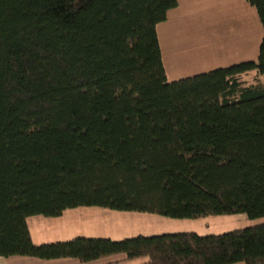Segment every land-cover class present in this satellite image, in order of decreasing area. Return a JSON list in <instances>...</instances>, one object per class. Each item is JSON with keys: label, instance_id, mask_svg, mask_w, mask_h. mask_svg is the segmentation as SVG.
<instances>
[{"label": "trees", "instance_id": "1", "mask_svg": "<svg viewBox=\"0 0 264 264\" xmlns=\"http://www.w3.org/2000/svg\"><path fill=\"white\" fill-rule=\"evenodd\" d=\"M264 27V0H246ZM178 0H0V256L264 264V223L222 234L35 244L28 219L100 206L264 217L256 61L169 81L157 26Z\"/></svg>", "mask_w": 264, "mask_h": 264}, {"label": "rangeland", "instance_id": "2", "mask_svg": "<svg viewBox=\"0 0 264 264\" xmlns=\"http://www.w3.org/2000/svg\"><path fill=\"white\" fill-rule=\"evenodd\" d=\"M178 2V7L169 11L167 20L157 26L169 81L257 60L260 44L250 43L249 34L258 30L260 19L257 10L246 0ZM241 79L244 85L264 83V75H258L256 71L242 74ZM68 212L62 218L33 217L30 222L34 240L53 243L84 236L118 241L141 233L156 235L190 231L211 235L264 223V217L241 219L238 214L200 219H173L156 215L159 218L156 222L148 219L150 217L147 216L152 214L100 206L77 207ZM145 260L142 258L130 264Z\"/></svg>", "mask_w": 264, "mask_h": 264}, {"label": "crops", "instance_id": "3", "mask_svg": "<svg viewBox=\"0 0 264 264\" xmlns=\"http://www.w3.org/2000/svg\"><path fill=\"white\" fill-rule=\"evenodd\" d=\"M262 27L263 26H262V24L260 22L258 30L256 32H254V33L252 32V34H249V38H250L249 40H251L250 43H252V44H255L256 42H258L259 44L261 43V40H262V38L264 36V30H263L264 27L263 28ZM162 56H163V53H162ZM165 69H166V67H165ZM166 73H167V70H166ZM70 210L71 209L66 210L63 213V215L58 217V218L64 217L67 213H69L68 211H70ZM143 214H146V215L152 214L151 216H147V217H150L148 219H152V221H156L157 222L158 219H159L156 216L157 214H154V213H143ZM238 215H239V217L241 219H244V218L248 217L246 214H238ZM38 216H40V215H38ZM33 217H35V216H33ZM33 217H30L28 219V225H29L31 236H32V239H33L34 243L39 245V244H42V242L40 243V242H36L34 240V236H33L32 229H31V222L30 221H31V219ZM61 229L64 230V228H61ZM140 235H144V234L141 233ZM156 235H159V234H156ZM147 236H150V235H147ZM123 259H124V255H116V256H111V257H108V258H104V259H100V260H96V261H92V262L83 263V262H81V261H79L78 259H75V258H63V259L45 260V259H38V258L28 257V256H11V257H2V256H0V264H130L133 261H136V260L124 261ZM142 263L143 262H140V263H137V264H142Z\"/></svg>", "mask_w": 264, "mask_h": 264}]
</instances>
